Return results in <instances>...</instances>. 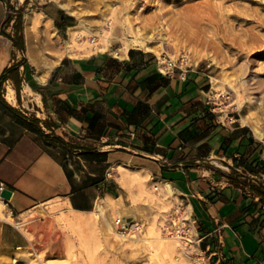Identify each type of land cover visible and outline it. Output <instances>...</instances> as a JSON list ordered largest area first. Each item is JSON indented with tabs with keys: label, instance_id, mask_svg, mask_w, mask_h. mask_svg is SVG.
Segmentation results:
<instances>
[{
	"label": "crops",
	"instance_id": "crops-1",
	"mask_svg": "<svg viewBox=\"0 0 264 264\" xmlns=\"http://www.w3.org/2000/svg\"><path fill=\"white\" fill-rule=\"evenodd\" d=\"M7 1L0 0V240L9 214L50 202L87 212L123 185L166 181L212 264H264V140L214 105L205 73L166 74L157 54L134 46L64 55L39 70L4 31ZM53 9L40 6L58 29L67 16Z\"/></svg>",
	"mask_w": 264,
	"mask_h": 264
},
{
	"label": "rangeland",
	"instance_id": "rangeland-1",
	"mask_svg": "<svg viewBox=\"0 0 264 264\" xmlns=\"http://www.w3.org/2000/svg\"><path fill=\"white\" fill-rule=\"evenodd\" d=\"M59 1L81 15L68 13L55 0L7 1L11 13L4 31L18 36L15 25L20 15L24 46L27 11L38 12L47 3L50 10L57 5L67 16V24L58 29L51 23L53 32L48 31L56 35L53 38L51 32L36 29L40 51L29 56L25 46L26 56L39 70L56 64V54L61 58L84 51H120L131 46L143 48L141 43L150 40L156 46L161 41V52L174 59L183 57L186 68L197 67L205 73L214 105L248 124L253 132L257 129L259 134H254L264 140V0ZM92 41L99 46L92 48ZM67 42L73 45L69 52ZM153 185L131 183L123 185L117 196L99 198L90 211L80 212L84 223L77 227L64 219L75 213L59 202L14 217L0 240V264H212L208 254L200 251L196 237L192 246L180 237L181 245L169 255L160 250L156 238L169 241L177 235V223L172 218H177L174 202L181 200L176 194L174 202L164 205ZM99 204H103L102 213L97 210ZM117 216L142 224L140 234L128 236L135 242L122 244L115 230H107L106 223L110 221L112 226Z\"/></svg>",
	"mask_w": 264,
	"mask_h": 264
},
{
	"label": "bare ground",
	"instance_id": "bare-ground-1",
	"mask_svg": "<svg viewBox=\"0 0 264 264\" xmlns=\"http://www.w3.org/2000/svg\"><path fill=\"white\" fill-rule=\"evenodd\" d=\"M55 1H57V3H58V5L60 6V7H62V8H64V9H66L67 11H68V13H71V14H75V15H77L78 17L81 15L79 12V10H77V11H74V10H72L71 8H69V6H67L66 4H64V3H62L61 1H59V0H55ZM73 7V6H72ZM77 7V6H76ZM79 11V12H78ZM83 14V13H82ZM82 19V18H81ZM80 20V19H79ZM183 20V19H182ZM25 25H26V27H25V46H26V53H28V55L29 56H31V54L34 52V51H36V52H38V50L40 51V49L42 48V44L41 43H39V40H40V38H39V40H38V36L36 37V35H35V32H36V29L37 28H43L44 30H46V31H48V30H51L52 29V27L53 26H51V21H50V19L46 16V15H44V14H42L40 11H38V12H35L34 11V13L32 12V11H27L26 13H25ZM76 26H70L69 27V29H74ZM49 32V31H48ZM48 32H46L47 34L46 35H48ZM51 32V31H50ZM49 32V33H50ZM52 32H53V29H52ZM51 32V33H52ZM54 32H55V30H54ZM200 33V32H199ZM43 35H44V33H43ZM49 36H50V34H49ZM48 36V37H49ZM56 35L54 34V33H52L51 34V37L53 38V37H55ZM150 37H152V36H148V39L150 38ZM153 38V37H152ZM45 39V38H44ZM151 39V38H150ZM158 40V39H157ZM160 40H165V38L164 37H161V39ZM159 40V41H160ZM217 41V40H216ZM42 42H44V41H42ZM65 42V41H64ZM156 42V41H155ZM158 42V41H157ZM163 42H161L160 41V44H158V45H156V46H153V41L152 40H150L149 41V43L146 41V43H144V42H142L141 43V45H143V48L144 49H146V50H155L156 52H158V51H160V49L163 47V46H161V44H162ZM89 45L92 47V48H97L98 46H99V43H96V42H94V41H92V42H90L89 43ZM160 46H161V48H160ZM188 47V46H187ZM65 48H66V51H71L72 50V48H73V45L71 44V43H69V42H67L66 43V46H65ZM163 49V48H162ZM117 52L119 51V50H116ZM120 51H121V49H120ZM161 52V51H160ZM35 53V52H34ZM66 53V52H65ZM39 54H41V53H39ZM56 56H58L57 57V61L60 59V54H56ZM206 56V55H205ZM42 57V56H41ZM211 58V57H210ZM46 67H50L49 65L48 66H46ZM13 92V91H12ZM11 93L10 92H8V96L7 97H9V99L11 98ZM13 98V97H12ZM254 133H256V134H259V131L257 130V129H255L254 128ZM130 174V173H129ZM120 178H123V177H120ZM122 181V180H121ZM124 181V180H123ZM122 181V182H123ZM123 184H124V182H123ZM122 184V185H123ZM126 184V183H125ZM139 186H142V184L141 183H139ZM144 187V186H143ZM153 190H157L158 192H159V195L162 197V198H158V199H160V201H161V203H163L164 205H165V203H166V201H167V203L168 202H170V203H172V202H174L173 200L175 199V195L178 193V191L176 190V189H174L171 185H170V183L169 182H166V181H158V184H154L153 186ZM138 189H140V190H142V188L140 187H138ZM145 189V188H144ZM147 192V191H146ZM157 192V193H158ZM157 195V194H156ZM152 196V195H151ZM154 196V195H153ZM177 196V195H176ZM105 200H107V199H105ZM109 204H112V201H111V203H109ZM115 204V203H114ZM174 204H175V209L177 210V208L179 207V203H175L174 202ZM107 205V204H106ZM0 206H1V204H0ZM109 206V205H108ZM2 207V206H1ZM97 210L99 211V212H103V204H99L98 205V207H97ZM1 212H3V211H1ZM73 212L75 213V214H73V215H66V216H64V219H65V221L67 222V224L69 225V226H80L82 223H84V218L83 217H81L79 214H80V212L79 211H74L73 210ZM118 212H119V210H118ZM82 213H84V212H82ZM120 213V212H119ZM4 213H0V216H2ZM1 219H2V217H1ZM8 219L9 220H11V216H10V214H9V216H8ZM176 223L177 222H181V219L180 218H172ZM64 221V222H65ZM87 221V220H86ZM85 221V222H86ZM105 221V220H104ZM108 222H110V221H108ZM106 223V227H107V230L109 231V232H113V227L110 225V223ZM179 222V223H180ZM16 225L17 226H20V224L19 223H16ZM65 226H66V224H65ZM65 228V227H64ZM71 228V227H70ZM82 230V229H81ZM170 233V232H169ZM117 235V234H116ZM81 236V235H80ZM117 237V236H116ZM133 236H131V238H132ZM143 237V236H142ZM160 237V236H159ZM156 238V239H158V240H156V241H159V243H158V247L160 248V250L163 252V253H165V254H167L169 251H171L170 253H172V251H174L175 250V248L176 247H178L179 245H181V242H180V236L177 234V235H172L170 238V240L169 241H163L162 239H160V238ZM68 238V237H67ZM64 239V240H68V239ZM144 239H148V238H145V237H143ZM142 238V239H143ZM118 239L120 240V242L122 243V244H126L128 241H134V240H131L130 239V237H123V236H121V237H118ZM164 239V238H163ZM180 239V240H179ZM70 240V239H69ZM165 240H167V239H165ZM67 242V241H66ZM70 242V241H69ZM135 242V241H134ZM179 242V243H178ZM68 243V242H67ZM84 243V242H83ZM154 244H155V242H154ZM157 244V243H156ZM191 246H192V244H191ZM157 247V246H156ZM157 247V248H158ZM155 251V250H154ZM177 252V251H176ZM174 253V252H173ZM168 255H169V253H168ZM173 255V254H172ZM166 256V255H165ZM177 258V257H176ZM180 258V257H179ZM183 258V257H182ZM181 258V259H182ZM172 259V258H171Z\"/></svg>",
	"mask_w": 264,
	"mask_h": 264
},
{
	"label": "built area",
	"instance_id": "built-area-1",
	"mask_svg": "<svg viewBox=\"0 0 264 264\" xmlns=\"http://www.w3.org/2000/svg\"><path fill=\"white\" fill-rule=\"evenodd\" d=\"M10 13L11 9L7 8V17ZM5 23L6 22L3 23V28ZM157 64L160 66L162 72L166 74H169L175 68H178L180 70L186 68L185 60L183 57H178L177 59H174L164 52H160L157 55ZM185 208L186 206L185 204H183L182 201L179 203V207L177 208V210H175L174 208L177 218L181 219V222L179 221L180 223L177 222L176 233L179 234L180 237L185 240V243L187 245H191L192 238L196 237L198 239V236L194 230V222L192 221L189 212H187ZM112 227L120 236H134L140 234L142 230V224L139 221H127L120 216L114 218L112 222ZM200 251L203 253L202 250Z\"/></svg>",
	"mask_w": 264,
	"mask_h": 264
},
{
	"label": "trees",
	"instance_id": "trees-1",
	"mask_svg": "<svg viewBox=\"0 0 264 264\" xmlns=\"http://www.w3.org/2000/svg\"><path fill=\"white\" fill-rule=\"evenodd\" d=\"M4 22H6V21H4ZM15 28L17 29V32H18V36H14V40H15L16 46L21 51H23L24 50V43H23V36L21 34V29H20L21 28V16L20 15L17 16V22H16V25H15ZM255 191L261 193V191L259 189H256Z\"/></svg>",
	"mask_w": 264,
	"mask_h": 264
},
{
	"label": "water",
	"instance_id": "water-1",
	"mask_svg": "<svg viewBox=\"0 0 264 264\" xmlns=\"http://www.w3.org/2000/svg\"><path fill=\"white\" fill-rule=\"evenodd\" d=\"M9 196H10V192L8 190L5 189L1 192V197L8 199Z\"/></svg>",
	"mask_w": 264,
	"mask_h": 264
}]
</instances>
